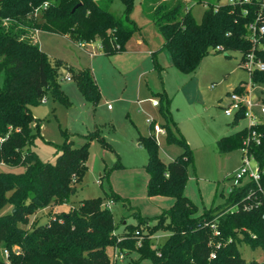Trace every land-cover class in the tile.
I'll list each match as a JSON object with an SVG mask.
<instances>
[{"label": "trees", "instance_id": "trees-1", "mask_svg": "<svg viewBox=\"0 0 264 264\" xmlns=\"http://www.w3.org/2000/svg\"><path fill=\"white\" fill-rule=\"evenodd\" d=\"M112 1L0 0V264H114L109 248L137 251L150 264H264V204L255 205L256 200H264V122L254 127L261 134L260 144L251 146L262 170L259 184L246 180L233 187L223 203L201 215L196 214V204L185 194L190 160L187 151L165 162L155 136L150 134L140 137L148 155L143 166L146 191L150 197L172 198L168 209L148 219L134 211L139 222L126 224L119 235L105 197L96 196L81 199L68 211L50 213L45 223L26 227L37 212L71 202L88 167L93 139L113 149L104 137L103 127L78 134L84 139L80 145H75L73 134L65 132L55 162L42 160L32 148L41 136V124L35 120L31 106L48 93L64 105H71L60 87L59 64L42 49L35 38L36 31L65 35L74 42L98 40L105 54H113L125 47L139 26L131 17L134 0H122L121 13L110 9ZM187 1H140L143 14L163 37L174 66L192 75L213 48L223 52L238 50L243 62L253 50L249 24L258 17L261 0L208 2L200 21ZM256 55L264 60V48L256 50ZM68 70L86 102L96 106L101 92L90 67ZM252 78L264 85V71L254 70ZM243 83L234 90L242 92ZM162 98L163 94L160 102ZM243 118L244 107L234 117V123ZM249 132L244 126L219 137L220 151L241 148ZM166 138L184 142L168 124ZM122 166L118 159L105 175ZM108 196L122 198L114 191ZM8 204L10 209L3 211ZM246 204L254 205L245 209ZM211 223L216 224L219 235L213 234ZM159 229L170 234L164 243L154 246L151 237ZM216 242L221 245L216 257L210 258ZM242 244L260 247L263 258L248 263L240 250Z\"/></svg>", "mask_w": 264, "mask_h": 264}, {"label": "rangeland", "instance_id": "rangeland-1", "mask_svg": "<svg viewBox=\"0 0 264 264\" xmlns=\"http://www.w3.org/2000/svg\"><path fill=\"white\" fill-rule=\"evenodd\" d=\"M140 1L134 0L131 17L139 28L142 27L146 36L151 39L161 38L154 23L144 16ZM229 1L189 0L187 4L191 7L196 20L200 21L208 2L223 4ZM123 8L122 0H113L110 5V9L116 13H121ZM38 40L50 59L59 64L60 87L71 105H64L48 93L41 102L31 106L35 120L41 124V136L34 141L32 148L42 160L55 162L57 147L65 141V132L73 134L71 138L75 141V145H80L84 139L78 134L103 127L104 137L111 143L113 149L107 148L100 139H93L89 147L88 167L82 181L76 185L77 191L71 196V202L37 212L30 217L26 227L36 222L45 223L50 213L68 211L73 206H77L81 199L96 196L105 197V201L111 203L110 209L116 225L115 232L119 235L124 233L126 224L139 222L134 211H138L142 218L148 219L168 209L170 197H150L146 191L147 173L143 165L147 162L148 155L138 137L150 131L148 124L150 118L160 125L168 123L177 138L184 141H169L164 136L158 137L159 151L166 160H173L185 151L187 157H190L185 194L196 204V214L201 215L206 209L225 201L233 184V175L242 165L243 154L239 147L227 152L220 151L217 140L247 124L246 119H242L238 124L234 123V116L226 115L222 107L226 102L228 90L231 91L242 80L249 82V71L241 64L242 52L238 50L223 52L213 48L203 57L197 70L190 75L175 69L170 52L163 49L159 56L161 67L145 76L152 86V92L148 89L151 99L160 101L162 94L163 98L158 107L144 109V113L139 114L134 110V105L128 112V109L126 110L118 100L114 99L122 94L125 97L132 96L133 79L128 89L124 91V77H121L123 75L114 73L112 83L116 85L110 84L109 87V82L105 83V89L110 94L107 103L111 108L109 109L107 104L103 105V99L94 109L92 105L84 103L77 82L67 78L70 73L68 68L77 66L90 67L95 75L93 54L79 47L78 42H72L61 34L44 31L39 34ZM156 45L160 46L157 43ZM92 46L96 50L97 57L105 54L100 51L102 49L98 40H95ZM99 61L100 59L96 58L94 62L102 79L103 66ZM1 82L2 76H0ZM100 90L103 94L101 86ZM259 91L260 88H256L254 93L257 95ZM254 111L257 114L256 119L264 122V114L260 112V108L256 106ZM118 159L123 166L114 168L110 175L106 176V171L113 168ZM251 162L255 165L254 159L251 158ZM245 181L246 179L242 183ZM111 191L122 198L109 197L108 193ZM9 209L8 204L3 211ZM169 234L167 230H157L151 237L152 245L158 246L164 243ZM120 250L108 249L112 256L115 251L123 254L115 259L114 264H150V260L141 258L137 251ZM240 250L248 263L253 259L263 258L260 247L252 248L242 244Z\"/></svg>", "mask_w": 264, "mask_h": 264}, {"label": "crops", "instance_id": "crops-1", "mask_svg": "<svg viewBox=\"0 0 264 264\" xmlns=\"http://www.w3.org/2000/svg\"><path fill=\"white\" fill-rule=\"evenodd\" d=\"M41 32H44V31H42V30L36 31L35 38L38 41V43H39L38 36ZM65 37H67V36H65ZM160 37L161 38L156 37L157 39L156 38L151 39L145 35V33L142 31V27H140L139 31L134 33L127 40V42L125 43V47L122 50L115 52L113 54H109V55L103 54L102 56H99V57H97L95 55L96 50H94V48L92 46L94 41L91 43H86L84 46H79V47L83 48L84 50L90 52L94 56L93 68H94V72H95L97 80L95 78L94 73H93V76H94V79H95L97 85L98 86L100 85L102 90H103V94L100 90V92H101L100 100L104 99L103 105L107 104V107L109 109L111 108V106H109L110 104L107 103L108 98H110V94L105 89V86H106L105 83H106V81H108L109 87H111L110 84H113V86H115L116 84L112 83V81H113L114 73L118 72V74L120 76L123 75L121 77H124V81H123L124 91H126L128 89V87L130 86L129 84L131 83V81L133 79V87L132 88H134V89L132 91V96L125 97L122 94L121 96H117L114 98L115 100H118L121 103V105L124 106V108H126V110L128 109V112H129V110L130 111L132 110L133 105L135 107L134 110L139 114L141 112L144 113V109L150 110V109H153L155 107H158V106H154L153 104L150 103L151 97H150V91L149 90H151V92H152V89H151L152 86L150 85V82H148L147 79H145V76H148V74L152 73L154 70L159 69L161 67V64L159 62V56H161L160 54L162 53L161 51L163 49L168 50L167 48L164 47V40H163V37L161 36V34H160ZM68 39H70V38H68ZM72 42H74V41H72ZM156 43L160 46L157 47ZM99 46H100V43H99ZM100 51L103 52L102 50H100ZM96 58L100 59L99 63H101L103 66V73L101 74L102 79H100V77H99L100 75L96 69L97 65L94 62L96 60ZM241 64H242V62H241ZM172 65L174 66L173 61H172ZM175 69H177V68L175 67ZM67 78L70 80H73L70 78V73L68 74ZM103 80H104V89H103ZM97 81H99L100 84ZM241 82H246V81L242 80L239 83H241ZM100 86H99V89H100ZM153 92L155 93V91H153ZM229 92H230V90L227 91V94ZM164 94H166L165 90H164ZM220 100H222V98ZM84 103L85 104L87 103L85 98H84ZM228 103H229V99L227 96L226 102L223 104L222 107H224ZM88 105H91V104H88ZM97 105L96 106L92 105V107L94 109H96ZM161 110H162V108H161ZM166 124H168V123H166ZM166 124L161 125L165 129L164 133L163 132H160V133L154 132L152 125L149 124L150 131L146 134H140L138 137L139 141H140L141 136H148L150 134H153L155 136L157 142H159V140H158L159 136L166 137L165 136L166 135ZM160 156L165 162L170 161V160H166L165 158H163V155L161 152H160ZM159 197H162V196H159ZM168 202H169L168 204L171 205L173 202V199L171 198V200H169ZM57 206H55V207H57Z\"/></svg>", "mask_w": 264, "mask_h": 264}, {"label": "built area", "instance_id": "built-area-1", "mask_svg": "<svg viewBox=\"0 0 264 264\" xmlns=\"http://www.w3.org/2000/svg\"><path fill=\"white\" fill-rule=\"evenodd\" d=\"M235 1H245L249 2V0H230L229 2ZM264 11V0L260 2V11L258 17L255 21L249 24V37L253 43V50L246 54L242 64L245 68L248 69L250 78L249 82L243 83L244 90L242 92H238L236 90H231L228 93L229 103L225 105L224 112L228 116H236V114L244 107V118L247 120V124L245 125L247 128L250 129V132L246 139L243 141L242 154H243V162L242 165L238 168V170L233 175V184L230 187V191L233 187L239 186L242 184L244 179L254 181L255 183L259 184V181L262 176L261 167L256 160L253 152L251 151V146L253 144L257 145L261 142V134L258 132L254 127L260 123L256 119L257 114L254 111V107H259L260 112L264 114V85L255 82L252 78V72L254 70L264 71V60L257 57L256 50L260 48H264V18H262V12ZM246 12V11H245ZM86 43L78 42L79 46H84ZM256 88H260L259 94H255L254 90ZM152 104L154 106H159L160 101L157 99H151ZM111 106V105H109ZM149 124L152 125L154 132H165V129L158 123L154 121L153 118L149 119ZM251 158L255 160V165L252 164ZM244 183V182H243ZM249 198V196H248ZM264 199V197H263ZM264 204V200H256L255 205ZM254 204H246L244 205L245 209H249L253 207ZM107 206L110 207L111 203L107 202ZM262 217L264 218V211L262 213ZM211 227L213 228V234L215 236L220 234L219 229L217 228L215 223H211ZM230 240V239H229ZM213 244V241L210 242ZM221 243L216 242L213 246L214 248L210 252V258L216 257V249L220 247ZM4 254L8 255V250L4 249ZM122 256V253H117L113 255L114 259L117 257Z\"/></svg>", "mask_w": 264, "mask_h": 264}, {"label": "water", "instance_id": "water-1", "mask_svg": "<svg viewBox=\"0 0 264 264\" xmlns=\"http://www.w3.org/2000/svg\"><path fill=\"white\" fill-rule=\"evenodd\" d=\"M15 210V209H14Z\"/></svg>", "mask_w": 264, "mask_h": 264}]
</instances>
